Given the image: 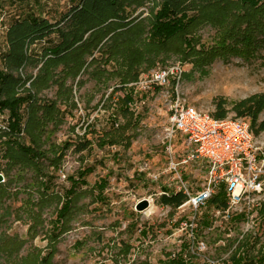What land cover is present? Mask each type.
<instances>
[{"label":"rangeland","instance_id":"374dc122","mask_svg":"<svg viewBox=\"0 0 264 264\" xmlns=\"http://www.w3.org/2000/svg\"><path fill=\"white\" fill-rule=\"evenodd\" d=\"M80 1L0 0V54L8 51L7 31L18 18L32 14L57 22ZM163 1L147 0L140 8L135 5L128 8L127 12L131 16L129 21H144L145 30L148 31L151 17L160 11ZM218 1L196 0L197 8L191 6L186 10L187 17L181 18L186 20L194 16L200 5H204V2L210 3L206 22L192 28L191 42L189 40L188 43L190 49L184 39L169 40L165 46L159 48L155 58H145L139 75L140 78L142 74L148 75L159 68H176L178 93L198 110L211 115L221 98L226 101L227 108L231 109L243 99L264 94V41L252 47L239 46L237 50L241 49L240 51L223 55L220 53L222 51L217 53L214 49L221 48L220 39L226 33L228 25L220 27L210 21H215L214 16H218V11L222 13L232 7L230 3L239 2L227 0L228 3L222 5ZM256 2L255 11L264 17V0ZM186 4L190 6L191 1ZM178 17H181V13ZM52 40L58 41L57 36L53 35ZM179 46H182V51H176ZM45 47L43 43L33 46L32 55L41 57ZM93 56L99 57L100 53L95 52ZM1 64L0 55V66ZM96 66H99L98 63L90 71ZM39 68L40 65L31 63L25 70H13V73L24 79L30 78L33 82L39 75ZM62 69L60 66L56 70L59 75L55 82L62 80L65 87H60L57 82L52 83L43 87L38 95L42 103H56L60 109L61 114L56 123H49L46 127L43 146L44 150H49L50 160L61 157V163L54 173L50 195L45 205L41 204L44 206L40 213L43 223L40 225L37 214L39 206L28 204L29 208L35 209L26 218L21 210H17L29 198L30 192L36 190L31 174L20 169L12 171L11 175L18 182L12 184L11 191L15 195L7 205L13 211L5 218L7 223L2 225L4 233L18 240L14 241L10 249L20 247L19 257L35 253L42 258L55 249L52 254L54 264L185 263L180 258L173 261L170 256L176 253L174 238L182 235L179 233L173 236L176 230L173 228V220H177L175 226L178 227L185 214L161 203L162 193L169 191L167 181L172 176L163 174L160 179H155L156 174L158 176L168 168L170 159L167 149L170 122L161 91L135 93L136 97L131 102L142 99L144 101L138 102V110L129 106L133 113V127L126 132V139L118 146L100 147L102 137L115 128V125L121 127L128 123L127 118L116 110L120 106L123 92L115 94V100L106 101L112 89L98 85L96 79L87 73L77 77L75 82L71 76L60 78ZM118 79L112 78L108 81L114 85L118 83ZM31 83L26 87H30ZM114 114L118 115L117 123L113 121ZM228 117L236 118L233 112ZM7 119V113L0 114V126H7ZM244 119L251 125L248 118ZM263 121L264 111L259 115L256 128ZM24 137V141L29 144V140L25 135ZM175 139V151L179 155L184 154L183 139L179 135ZM256 139L264 146V131ZM85 141H89V149L77 152L76 145ZM69 143L71 146L64 148ZM2 153L3 148L0 147V166L3 167L5 161L1 158ZM90 169L91 172L87 173ZM53 170L48 167L46 172L53 173ZM83 173L86 175V184L77 186L68 220H64L65 224L58 222L57 216L68 198L64 200L63 196ZM4 181L3 178L2 182ZM101 182L107 183L103 192L97 188ZM38 200V195L32 196V204H36ZM143 200L151 204L146 211L139 212L136 208ZM150 208L153 210L148 212ZM206 211L210 214V209ZM203 214L202 211L203 218L208 216ZM16 216L22 218L16 219ZM255 220L254 230L246 236L239 249L221 250L214 246L208 251L209 258L219 260L220 264H264V205ZM215 237L216 234L210 235L209 246L218 244ZM126 246L132 249L128 257L124 258ZM3 261L1 258V262ZM203 261L200 257L193 258L191 264H203Z\"/></svg>","mask_w":264,"mask_h":264},{"label":"trees","instance_id":"16d2710c","mask_svg":"<svg viewBox=\"0 0 264 264\" xmlns=\"http://www.w3.org/2000/svg\"><path fill=\"white\" fill-rule=\"evenodd\" d=\"M146 1L81 0L60 21L51 22L28 14L15 20L8 28L6 35L8 51L0 54L2 56L0 114H8L7 126H0V147L3 148L1 158L5 161L4 166H0V173L5 179L0 183V264H54L52 254L55 249L45 258L35 253L19 257L20 247L10 249L14 241L18 240L4 233L2 225L7 223L5 218L13 211L7 203L15 195L11 191L12 184L18 182L11 175L15 169L30 173L36 187L35 192H30L29 198L17 210H21L26 218L35 209L29 208L28 204L39 206L37 208L39 225L43 223L40 213L50 195V186L55 179L54 173L61 163V157L50 160L49 150H44L43 137L46 134V127L49 123H56L61 112L56 103H42L38 95L43 87L52 83L57 82L60 87H65L64 81L55 82L59 75L56 74V70L62 66L60 78L71 76L73 82L80 75L89 74L91 78L96 79L98 85L112 89L106 101L115 100V94L123 92L120 106L116 110L121 116L127 118L128 123L121 127L115 125V128L103 136L99 142L100 147L118 146L126 139L125 134L128 129L133 127L131 125L133 113L129 109V104L134 97V90L129 86L138 81L140 66L145 58L151 56L155 58L159 48L165 46L169 40L184 39L188 44L190 35L193 33L192 28L205 23L210 10V3L204 2L206 5H200L199 11L194 16L184 20L181 18L187 17L185 16L187 9L191 6H193L191 8H197L196 0H164L160 11L151 17L150 29L146 31L145 22L129 21L131 16L127 12V9L134 5L136 8L142 7ZM188 1H191L190 6L186 4ZM256 1L260 0H239L238 3H230L232 7L222 13L218 11V16H214L215 21H210L220 27L228 25L226 33L220 39L221 48H214L216 52L222 51L220 52L222 55L235 53L241 50H237L239 46L247 48L264 41V17L255 11ZM218 2L222 5L228 3L227 0ZM179 13L181 17H178ZM53 35L57 36L58 41L52 40ZM38 43L46 45L41 52V57L32 55L31 48ZM187 47L190 49V44ZM191 50L194 51V49ZM176 51H182V46L176 48ZM95 52L100 53V56H93ZM202 56L205 58L204 55ZM31 63L40 65L39 75L35 81L14 75L13 70H25ZM96 63L99 66L90 71ZM112 78H119L118 83L111 84L108 80ZM29 82H32L30 87H26ZM70 89L72 90V87ZM263 111L264 94H255L235 103L231 109L227 108L224 99H219L212 116L224 120L229 113L233 112L237 119L248 118L256 137L264 131V121L256 128L259 115ZM113 121L118 122V115L114 114ZM24 135L29 140V144L24 141ZM70 146L69 143L64 145V148ZM88 147L89 141H85L76 145V151L81 153L89 149ZM48 167L54 169L53 173L46 172ZM90 172L91 169L87 170V173ZM85 176V173L80 174L79 180L74 182L63 196L64 200L68 198L57 216L58 222L64 223L65 219L68 220L77 186L86 184ZM106 187L107 183L101 182L97 188L103 192ZM35 194L38 195L39 200L36 204H32V196ZM183 201L184 197L181 194H165L161 197L163 205L173 208L180 206ZM21 218L16 216V219ZM39 225L37 223V226ZM131 249L126 246L124 258L128 257ZM1 258L4 259L3 262ZM165 264L185 263L179 261Z\"/></svg>","mask_w":264,"mask_h":264},{"label":"built area","instance_id":"2783aa9c","mask_svg":"<svg viewBox=\"0 0 264 264\" xmlns=\"http://www.w3.org/2000/svg\"><path fill=\"white\" fill-rule=\"evenodd\" d=\"M176 71L152 70L129 87L134 97L142 91H161L170 122L168 168L156 174L155 179L171 175L167 181L169 191L162 195L184 197L175 208L185 218L178 227L177 220H173V236L182 235L173 240L176 253L170 254L172 260L180 258L190 264L193 258L200 257L203 264H220L209 258L210 248L239 249L254 230L255 217L264 205V146L258 143L247 120H219L188 103L178 93ZM143 101L130 102L129 106L138 110V102ZM177 135L184 142L181 155L173 144ZM209 209L210 214L206 211ZM202 211L208 216L203 218ZM213 234L218 244L209 246Z\"/></svg>","mask_w":264,"mask_h":264},{"label":"water","instance_id":"95a60500","mask_svg":"<svg viewBox=\"0 0 264 264\" xmlns=\"http://www.w3.org/2000/svg\"><path fill=\"white\" fill-rule=\"evenodd\" d=\"M3 175H0V183L3 180ZM149 208V202L147 200H143L141 202L138 203L136 210L139 212H143L146 211Z\"/></svg>","mask_w":264,"mask_h":264},{"label":"bare ground","instance_id":"6f19581e","mask_svg":"<svg viewBox=\"0 0 264 264\" xmlns=\"http://www.w3.org/2000/svg\"><path fill=\"white\" fill-rule=\"evenodd\" d=\"M152 206V205H151ZM153 209L152 208H150V210H148V212H151ZM150 214V213H149Z\"/></svg>","mask_w":264,"mask_h":264}]
</instances>
